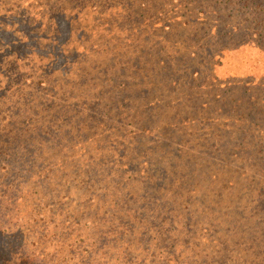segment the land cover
<instances>
[{"label":"trees","instance_id":"obj_1","mask_svg":"<svg viewBox=\"0 0 264 264\" xmlns=\"http://www.w3.org/2000/svg\"><path fill=\"white\" fill-rule=\"evenodd\" d=\"M245 48L264 0H0V264H264Z\"/></svg>","mask_w":264,"mask_h":264},{"label":"rangeland","instance_id":"obj_2","mask_svg":"<svg viewBox=\"0 0 264 264\" xmlns=\"http://www.w3.org/2000/svg\"><path fill=\"white\" fill-rule=\"evenodd\" d=\"M263 69L264 55L257 50H246L245 48V50L241 51V55L229 58L225 66V71L222 70L220 76L227 77L239 75L245 77L248 72H256Z\"/></svg>","mask_w":264,"mask_h":264}]
</instances>
